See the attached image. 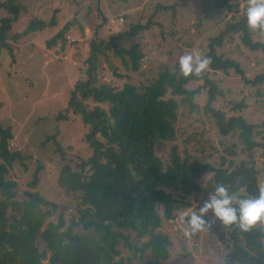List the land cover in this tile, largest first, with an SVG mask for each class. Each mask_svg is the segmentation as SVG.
Returning a JSON list of instances; mask_svg holds the SVG:
<instances>
[{"label":"trees","instance_id":"trees-1","mask_svg":"<svg viewBox=\"0 0 264 264\" xmlns=\"http://www.w3.org/2000/svg\"><path fill=\"white\" fill-rule=\"evenodd\" d=\"M224 2L225 5L227 0ZM227 8L231 9V6ZM1 11L8 14L0 18V45L3 47L11 25L22 11L20 0L0 1ZM152 19L153 16L144 25L134 26L133 32L148 29L153 24ZM54 25V20L48 24L32 23L23 33ZM63 34L64 30L58 32L48 46L53 45L56 38L64 42ZM234 34L238 35L243 46L264 52V44L253 41L252 29L248 28L244 15L238 21L227 23L216 36L209 38V51L205 56L210 59V64L206 74L184 76L179 66L173 70L165 66L148 86L137 89L126 83L117 91L96 84V60L100 47L91 45L84 78L69 90L67 107L57 115L58 121H65L66 113L81 121L87 131L80 135V140L91 149L88 160L78 164L79 170L73 171L68 164L60 170L59 185L80 199L82 205L78 222H72L66 228L60 216L56 223L48 222L42 230L49 212H43L40 206L50 204L37 193H28V201L14 199L16 182L6 180L5 176L12 162H22L24 157L18 151L9 150L12 130L0 123V264H43L45 259L47 264H124L117 248L120 240L134 249L135 254L148 251L150 264H163L169 259L171 241L167 234L160 232V228L164 218H174L178 207L175 195L183 198L185 208L190 206L191 198L196 199L199 195H202L203 204L217 184H224L237 195H256L261 185L259 170L253 160L236 163L221 156L219 164L215 165L187 148L180 152L178 144L171 146L166 165L158 154L167 142L177 141L178 131L185 135L188 145L197 142L203 146L199 137H203L204 130L199 134H190L187 130L200 128L213 116L221 134L236 135L240 142L241 152L227 148L228 155L234 158L255 149L263 150L264 155V141L255 139L260 135L255 132L256 125L249 124L244 118V99L232 104L230 110L237 111L234 115L213 106L217 97H223L217 79L212 77L215 72L239 75L246 88L264 83V74L250 78L237 61L217 52ZM124 54L128 57L125 66L138 71L143 58L139 46H133ZM200 79L204 80L208 101L203 106L205 119L200 118L201 123L197 124L190 121V115L197 106L195 98L200 90H192L187 85ZM168 89H171L170 96H167ZM183 107L189 109V116L182 118L190 121L186 130L178 129V113ZM55 137L56 134L47 136L42 145L53 140L55 152L65 159L66 151ZM41 169V165L35 169L32 186L37 185ZM207 176L210 178L203 188L202 182ZM8 208L19 213L11 222L6 217ZM206 214L211 216L212 212ZM204 219L208 218L204 216ZM80 225L83 231H74ZM224 228L223 235L229 233L232 242L228 256L231 264H264V225L258 224L249 231H241L235 225ZM131 233L138 240L145 237L148 240L140 247L130 244Z\"/></svg>","mask_w":264,"mask_h":264},{"label":"rangeland","instance_id":"rangeland-1","mask_svg":"<svg viewBox=\"0 0 264 264\" xmlns=\"http://www.w3.org/2000/svg\"><path fill=\"white\" fill-rule=\"evenodd\" d=\"M224 1L20 0L22 11L7 33L5 46L0 45V123L11 127L13 138L8 141L9 150L20 152L24 158L22 162L15 160L10 164L5 179L16 182L15 200L28 201V193H37L49 202L50 205L40 206L43 212H49L42 230L48 222L56 223L60 216L65 228L72 222H78L80 217V199L68 194L59 185V178L64 164L76 171L79 170L78 164L91 156L90 147L80 140V135L87 130L70 113L65 114V121H58L57 115L67 107L69 90L80 78H84L91 45L100 47L96 60L97 85L104 84L117 91L128 83L140 89L152 83L165 66L170 70L179 66L182 55L199 52L205 56L209 51V38L216 36L227 23L238 21L244 16L249 2L227 0L224 5ZM7 15L5 11L0 12V18ZM152 16L153 24L148 29L133 32L134 26L144 25ZM52 20L54 26L23 33L32 23L48 24ZM61 30H64V42L56 38L49 47L48 44ZM252 39L264 44V32L252 30ZM135 45L139 46L143 54L138 71L124 64L128 60L124 52ZM217 52L237 61L250 78L264 74V52L252 51L243 46L237 34L227 38ZM207 71L208 68L202 73L206 74ZM212 77L217 79L218 88L223 94V97L214 100V108L234 115L237 111L230 110L232 104L244 99V118L249 124L256 125L255 132L260 135H256L255 139L263 142L264 83L246 88L240 76L234 73L225 75L215 72ZM203 85V79L191 81L187 85L192 90H200L195 98L197 106L190 115V121L197 124L201 123L200 118L205 119L203 106L208 101L207 89ZM170 92L171 89H168L167 96H170ZM184 115L189 116L186 107L178 113V129L181 130H186L190 122L183 121ZM201 130H204L203 137H199L203 146L197 142L188 145L185 135L178 131L177 141L167 142L158 153L164 164H167L171 146L178 144L180 152L187 148L189 152L215 165L219 164L221 156L236 163L253 160L259 170V183L264 185L263 150L244 152L234 158L228 155L225 152L227 148L241 152L240 142L236 135L221 134L213 116L206 119L200 128L187 131L199 134ZM55 134V139L66 151L65 159L55 152L53 140L42 145L47 136ZM39 165L42 166L38 173L39 180L36 186H32L33 174ZM209 178L207 176L203 180V188ZM175 198L178 207L174 218H164L160 228V232L167 234L171 241L169 259L163 264H231L228 257L232 250L229 233L223 235L225 225L213 214H205L208 218L205 228L195 234L187 230L186 224L178 221L182 213L198 210L202 206V195L191 198V204L186 208L182 205L181 196L175 195ZM15 215L18 217L19 213L8 208L6 217L10 222ZM74 231H83L82 225L75 227ZM123 233L127 234V231ZM147 240V237L138 240L131 233L128 242L140 247ZM117 248L121 251L124 264H150L148 251L135 254L134 249L124 244V240L119 241ZM47 262V259L42 261L43 264Z\"/></svg>","mask_w":264,"mask_h":264},{"label":"clouds","instance_id":"clouds-1","mask_svg":"<svg viewBox=\"0 0 264 264\" xmlns=\"http://www.w3.org/2000/svg\"><path fill=\"white\" fill-rule=\"evenodd\" d=\"M244 15L248 28L264 32V0H249ZM209 64L208 57L199 52H189L180 57L179 70L184 76L199 75ZM209 211L223 225H235L241 231L264 225V185L258 187L254 196H241L224 184H217L198 210L182 213L178 221L195 234L205 228L204 216Z\"/></svg>","mask_w":264,"mask_h":264}]
</instances>
